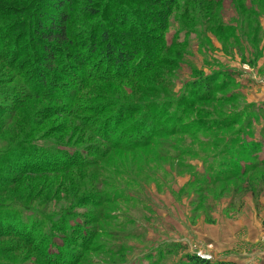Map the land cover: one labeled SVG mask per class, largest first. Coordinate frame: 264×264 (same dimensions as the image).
I'll use <instances>...</instances> for the list:
<instances>
[{
  "label": "rangeland",
  "instance_id": "1",
  "mask_svg": "<svg viewBox=\"0 0 264 264\" xmlns=\"http://www.w3.org/2000/svg\"><path fill=\"white\" fill-rule=\"evenodd\" d=\"M62 1L33 14L66 13L81 49L43 69L33 31L6 39L27 0H0V264H264V0ZM52 144L67 169L28 172ZM44 207L66 221L48 247ZM36 222L35 255L15 230Z\"/></svg>",
  "mask_w": 264,
  "mask_h": 264
},
{
  "label": "trees",
  "instance_id": "2",
  "mask_svg": "<svg viewBox=\"0 0 264 264\" xmlns=\"http://www.w3.org/2000/svg\"><path fill=\"white\" fill-rule=\"evenodd\" d=\"M34 1L35 0H27V3H28L27 5H29V6H25V7L23 6V8L21 10L22 14L20 15L22 18H21V20H17V24H18L17 28H13L14 25H13L12 20H11V22L7 23V26L12 25V28H11L8 36L6 37V39L9 41H14L15 43L19 44L20 40H13V37L11 36V34H13V32H15V30L18 31V28H21L20 33H23V31H24V33H25L24 37H26V36L29 37L30 31L31 32L33 31V33H32L33 38H38V40L40 41V42L36 43L35 47H39L40 50L34 51L31 55L33 58H37V60H39V63H38L39 68H42V67H43V69L44 68H51V67L56 65L57 59H54V58L56 55L55 53H57V51H59L58 48H60V47L64 48L65 47V49H67V47H72L75 49V52H77L79 49H81L80 48L81 46L70 45V44H72V42H71V39L69 38V34H68V27L69 26L67 23H68L69 18H68V15L66 13L62 12L60 14H55L54 16L47 17V20L43 24H41L42 23L41 22V18H42L41 16L42 15H40V12H37V15L33 14V10H35V9H33L34 7H32V4ZM51 1L55 4V7H58V8H60L61 5H63V3H64L62 0H60V1L59 0H51ZM167 1H169V3H172L173 5L176 3V0H167ZM64 5H66V4L64 3ZM245 24H246V27H245L246 31L244 32V35H246L245 33H248L247 31L250 28L253 29L254 24H256V23H249L246 20ZM137 32H138V30H137ZM32 34L30 37L31 39H32ZM102 34H104V31H102L101 35ZM245 39H249V38L246 37ZM103 40L106 42L108 40V36L104 35ZM3 42H5V41H3ZM1 44H0V46H1ZM17 48H18V46H17ZM95 48H96V45L91 48V51H94ZM106 49H107L108 55H113L115 53L114 48L111 47L110 45L106 44ZM18 56H21V52H19V54L17 55V58H18ZM121 56H125V59H123ZM126 58H127L126 55H119V53H116V57L114 58L112 63L115 67H118V68L121 65H127V66L129 65L130 66L132 64V63H130L131 60H126ZM122 63H124V64H122ZM42 77H43L42 74H39L37 76V80L38 81L40 80L41 85L45 84V82H46V79H43ZM75 87H78V85L75 84L74 88ZM77 126L79 128L76 127L74 129H77V130L80 129L81 130V134H79V138H81V140H80L81 142H83L84 139H87V138L88 139L91 138L92 140H94V139H99L101 137L99 130H93L92 129L93 126H89V124H78ZM170 134L174 135V134H178V132H171ZM185 134H188V133L185 132ZM135 144H136L135 147H131V148L127 149V151H125V152L132 153L134 150H137L141 146L142 147H144V146L148 147L149 146L151 149L150 155H151L153 162L154 161L156 163L158 162V158H155V155H154L153 150H152V148L157 147V145L152 143V141L150 143L140 141V142H135ZM113 147H114V145H113ZM127 147H130V146L128 145ZM115 148H117V147H115ZM157 148L160 149L157 151L158 152L157 155L163 159L167 158L166 152L163 150V148L162 147H157ZM134 154L137 155L136 152ZM66 159H69V157L66 155V153L63 151L56 150V147L52 144V146L50 148H46L45 150H41L36 154L32 153L31 160H36L40 167H38V169H35L36 171H29V169H27V170H28V172L33 173V174H35V173L55 174V173H58V171L64 172L65 169H67V166L65 167ZM83 167H84L83 169L89 168L88 165H84V164H83ZM76 168L79 169L82 167H76ZM68 170H71V169H68ZM91 176H92L91 178L94 177L92 173H91ZM97 176L98 175H96V177ZM45 205H48V203L45 202ZM52 206H54V204ZM49 209L50 208L44 207L45 211L43 212V213H45V212L48 213V217H44V218H45V220L49 221V225L45 229V236L43 239V242H45L46 247H48V245L51 243L50 241L52 240V236H51V234L48 233V230L49 229H56L57 230L58 227L59 228L62 227L61 225H64L66 222V221H63V223L61 222V224L56 223V226H55V224H53L51 222L55 217V212L50 211ZM43 213L41 215H43ZM57 219L58 218H56V220ZM37 229L39 231V230L43 229V227L40 225V223L36 222V224L32 225V227L28 231H24V229H22V228L15 230L16 233L18 234L17 237L21 238L20 241L22 240L21 241L22 244H24L35 255L41 251L46 252V249H42V247L37 246L35 241L27 238V237L32 236V232L37 230ZM9 231H13V230L10 228ZM5 237H7V236H5ZM31 246H35V249L32 248ZM171 247L172 248L178 247V248H181L182 250H185L184 246H180L179 243H175ZM41 255L43 257H45V253H41ZM186 258H187V264H234L231 262H209V261L202 259L200 257L191 256V255H187ZM48 261L51 262L49 259H48Z\"/></svg>",
  "mask_w": 264,
  "mask_h": 264
}]
</instances>
